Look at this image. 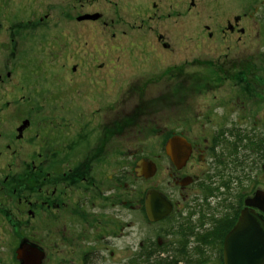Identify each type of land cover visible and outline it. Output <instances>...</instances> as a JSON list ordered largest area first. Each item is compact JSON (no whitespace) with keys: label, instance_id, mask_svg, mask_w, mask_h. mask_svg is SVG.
Here are the masks:
<instances>
[{"label":"flooded vegetation","instance_id":"obj_1","mask_svg":"<svg viewBox=\"0 0 264 264\" xmlns=\"http://www.w3.org/2000/svg\"><path fill=\"white\" fill-rule=\"evenodd\" d=\"M185 2V13L177 10L174 17L190 18L193 47L183 50V40L179 57L172 56L177 64L168 66L163 77L155 69L144 74V81L136 76L121 103L108 105L112 92L121 91L113 88L107 94V81L114 85L115 77L107 78L104 68L95 69V59L94 69L86 65L92 75L69 78L79 82L68 94L77 104L46 94L44 88L38 91L44 97L34 136L32 120L24 118L14 127L13 141L0 146V264H25L27 257L30 264H45L49 252L70 257L73 242L86 245L81 264H105L122 236L123 243H130V264H208L212 260L202 249L223 263L225 236L240 213L251 208L264 220V0ZM230 2L238 10L228 14ZM149 9H158V3L152 0ZM86 15L97 18L79 19ZM101 15L76 12L73 20L97 23ZM217 15L218 25H213ZM62 17L69 19L68 13ZM254 28L257 58L243 48L254 38ZM162 38L155 34L165 53L169 45ZM82 62L69 66L72 74L77 75ZM166 62L168 58L162 59ZM162 78L167 80L165 93L154 96ZM52 80L55 85L59 78ZM92 93L102 100L96 107L87 96ZM162 104L168 126L152 131L155 156L170 163L167 191L146 186L159 167L139 148L130 150L126 140L128 129L139 136L146 132L143 118L147 125L163 110ZM133 180L144 185L135 199ZM150 195L162 197L170 208L161 206L168 212L157 221L147 217ZM136 213L146 231L159 226L154 237L139 243L132 237ZM21 247L33 251L18 259ZM191 247L200 255L188 256Z\"/></svg>","mask_w":264,"mask_h":264},{"label":"rangeland","instance_id":"obj_2","mask_svg":"<svg viewBox=\"0 0 264 264\" xmlns=\"http://www.w3.org/2000/svg\"><path fill=\"white\" fill-rule=\"evenodd\" d=\"M154 1L158 3V9L151 11L149 4L152 0H0V146L13 141L14 127L19 120L24 118L32 120L34 128L30 135L34 136L36 128L40 126L39 121H41V114L38 113L42 104L40 102L44 97L38 92L41 88L46 89V94L53 93L77 104V99L73 100V96L68 94H73L79 82L69 78L83 74L92 75L90 69H94V59L99 61L95 69L104 68L102 72L106 73L107 78L115 77L114 85L107 81V94L109 95L113 88H120L119 91H121L116 94L112 92L108 105L121 103L123 93L128 87L135 85L136 76L144 81V74H147L149 69H155L154 72L159 77H163L160 74L164 73L168 66L177 64L172 62V58L179 57L183 40L186 46L183 50L188 51V46L193 47V42L190 40L193 31L190 27V18L187 15L174 17V12L177 10L185 13L186 0ZM245 3L241 5L244 6ZM75 5L79 11L74 10ZM139 7L141 10L138 9ZM234 10H238V7L231 2L226 4L228 14L235 12ZM97 11L102 14L97 23L86 22L82 25L73 20L76 12ZM64 13L69 15L66 21L62 17ZM31 16L35 18L27 19ZM44 16L45 18L40 22L39 19ZM27 21L29 23H26ZM218 22L219 15L214 16L212 24L218 25ZM177 23L183 25L179 27ZM142 24V29L138 30L137 27ZM253 31L254 38H248L249 42L247 40L248 43L243 48L248 49L249 55L255 54L257 58L259 38L256 35L257 30L254 28ZM156 33L162 34V42H167L169 45L165 51L166 54L155 41ZM51 42L56 46H53ZM166 58L170 63H162V59L166 60ZM79 60L84 62L81 63L77 75H74L69 66ZM88 64L91 68L86 66ZM87 69L89 71H86ZM133 70L142 73H131ZM126 71H129L127 75ZM56 77L59 81L53 85L52 79ZM165 81L167 80L164 78L158 82L154 96L156 93L158 95L165 93L163 89ZM172 81L178 82V80ZM103 89L105 91V87ZM87 96L95 100L92 102L94 107L100 104L98 101H102L98 93L87 94ZM54 101L52 100L50 104L55 103ZM79 105L82 106L81 103ZM163 105V110L152 115L147 125L143 118L142 128L146 132L139 136L128 129L126 140L130 150L139 148L147 158L155 160L159 167L157 176L146 183V186L157 185L167 191L170 163L164 156H155L157 142L154 140L155 136L152 131L158 128L164 130L168 126ZM14 144L24 145V142L16 141ZM132 187V196L135 199V194L144 185L133 180ZM142 223L143 220L136 213L135 230L132 237L137 243L154 237L157 234L156 230L159 229V226H153L151 232L146 231ZM40 236L44 237L45 232H41ZM122 237L120 245L114 248V257H105V264H119L120 261L123 264L131 263L128 252L130 251L129 240L125 239L126 243H123ZM129 238L131 239V235ZM71 244L75 249L70 257L65 254L57 256L49 252L45 264H81L79 255L85 250L86 245L81 243L77 245L76 242ZM191 248L192 250L188 249L190 252L187 251L188 256L200 255L198 249ZM202 251H204V256L210 255L212 261L208 264H223L221 261H213L209 249H202ZM164 256L161 257L164 258Z\"/></svg>","mask_w":264,"mask_h":264},{"label":"water","instance_id":"obj_3","mask_svg":"<svg viewBox=\"0 0 264 264\" xmlns=\"http://www.w3.org/2000/svg\"><path fill=\"white\" fill-rule=\"evenodd\" d=\"M86 18L97 17L86 15L79 19ZM166 149L170 155L169 143ZM164 201L162 197L149 196L146 209L150 221H157L170 210L169 205ZM161 206L166 207L168 211H161ZM223 250V264H264V220L251 208L243 210L233 228L225 236ZM32 251V248L21 247L17 252V258L27 257ZM27 258L25 264H30Z\"/></svg>","mask_w":264,"mask_h":264}]
</instances>
